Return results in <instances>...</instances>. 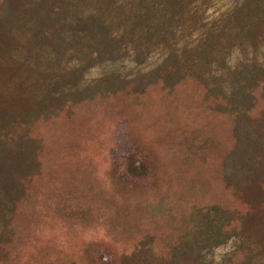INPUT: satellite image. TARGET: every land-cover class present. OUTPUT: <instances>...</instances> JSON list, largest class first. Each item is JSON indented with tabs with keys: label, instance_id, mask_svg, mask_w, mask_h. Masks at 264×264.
Instances as JSON below:
<instances>
[{
	"label": "rangeland",
	"instance_id": "rangeland-1",
	"mask_svg": "<svg viewBox=\"0 0 264 264\" xmlns=\"http://www.w3.org/2000/svg\"><path fill=\"white\" fill-rule=\"evenodd\" d=\"M0 264H264V0H0Z\"/></svg>",
	"mask_w": 264,
	"mask_h": 264
},
{
	"label": "trees",
	"instance_id": "trees-1",
	"mask_svg": "<svg viewBox=\"0 0 264 264\" xmlns=\"http://www.w3.org/2000/svg\"><path fill=\"white\" fill-rule=\"evenodd\" d=\"M135 2H136V1H133V3L130 4V5L133 6ZM247 65H249V64L245 63V66H247Z\"/></svg>",
	"mask_w": 264,
	"mask_h": 264
}]
</instances>
